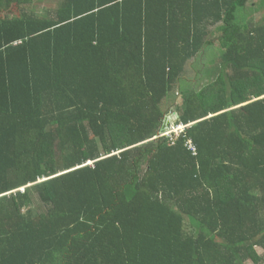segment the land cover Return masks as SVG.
Returning <instances> with one entry per match:
<instances>
[{"label":"trees","instance_id":"obj_1","mask_svg":"<svg viewBox=\"0 0 264 264\" xmlns=\"http://www.w3.org/2000/svg\"><path fill=\"white\" fill-rule=\"evenodd\" d=\"M35 1L0 0V264H264V0Z\"/></svg>","mask_w":264,"mask_h":264},{"label":"rangeland","instance_id":"obj_2","mask_svg":"<svg viewBox=\"0 0 264 264\" xmlns=\"http://www.w3.org/2000/svg\"><path fill=\"white\" fill-rule=\"evenodd\" d=\"M58 0H36L33 4L34 9L39 12V13H44L46 10V7L48 6L49 3H55ZM253 7L257 8L260 5V0H251L250 2ZM261 9H252L248 5L246 8H243L239 12V18L241 21L245 20V18L250 21V20H258L259 17L262 16L260 13ZM15 12V11H13ZM219 54V49L218 47L215 46H209L205 50L201 51L195 58L194 60L191 61L190 68L188 69V75L189 77L193 78V71L199 69L200 67L203 66V64L208 61L213 59ZM189 78V79H191ZM174 95L170 98V102H172ZM172 119L169 118V122H171ZM170 127H167L166 130H168Z\"/></svg>","mask_w":264,"mask_h":264}]
</instances>
